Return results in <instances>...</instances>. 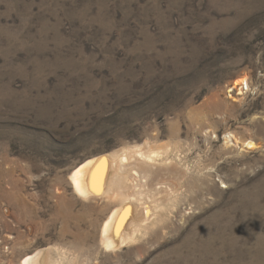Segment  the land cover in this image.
<instances>
[{
  "label": "rangeland",
  "instance_id": "obj_1",
  "mask_svg": "<svg viewBox=\"0 0 264 264\" xmlns=\"http://www.w3.org/2000/svg\"><path fill=\"white\" fill-rule=\"evenodd\" d=\"M134 146L158 154L76 193ZM28 254L264 264V0H0V264Z\"/></svg>",
  "mask_w": 264,
  "mask_h": 264
},
{
  "label": "bare ground",
  "instance_id": "obj_2",
  "mask_svg": "<svg viewBox=\"0 0 264 264\" xmlns=\"http://www.w3.org/2000/svg\"><path fill=\"white\" fill-rule=\"evenodd\" d=\"M241 82H245V79L243 78L240 82L234 81L235 84H238ZM247 145L252 146V143L248 142ZM139 147L134 146L133 149L132 148H123V149L118 150V151H112L111 153H108L107 155L93 156V157H90V158L84 160L80 164H78L71 173V181H72V184H73V187H74V190L76 191V193L80 196L86 197L88 195H96V194H100L102 192L99 190V188H100L99 186H101L100 183H101L102 178L104 177V174H105V171L107 168V164H108V160L106 161V159L108 158L107 156H109L110 158L112 157L110 165L114 166V171H116V174H117L120 171V169H122L125 165H127V167H128V163H130V160L133 157H135V159L139 158L141 161H143V164H144L145 162L152 160L154 154H158V153H155L154 151H148V152L143 151L141 149V147L140 148ZM129 153H131V155ZM115 159L117 160L116 162L112 161ZM131 170L133 173L139 174L137 170L132 169V168H131ZM105 177H106V175H105ZM120 179H121V177H120ZM108 187H107V190H108ZM127 201L128 200H125L124 202H122L121 204L116 206L110 212V214L107 216V218L103 222L101 235L103 238L102 239L103 244L107 248H114L115 244L117 243L116 239L120 237L119 232L121 230L119 231V226L122 224V222L124 220L123 217L125 216L126 212H128L127 208H126L127 211L124 210ZM149 208H148V206H146V209L144 207L146 217L150 215V209ZM127 233H126V235H127ZM121 238L124 239L123 234H121ZM124 240H122V241H124ZM34 257H35V254L26 255L22 259L21 264H37L36 261L34 260ZM36 259H38V258H36Z\"/></svg>",
  "mask_w": 264,
  "mask_h": 264
}]
</instances>
